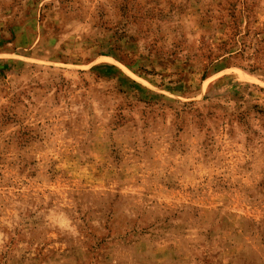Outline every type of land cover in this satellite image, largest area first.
<instances>
[{
    "label": "rangeland",
    "instance_id": "rangeland-1",
    "mask_svg": "<svg viewBox=\"0 0 264 264\" xmlns=\"http://www.w3.org/2000/svg\"><path fill=\"white\" fill-rule=\"evenodd\" d=\"M0 264H264V0H0Z\"/></svg>",
    "mask_w": 264,
    "mask_h": 264
}]
</instances>
